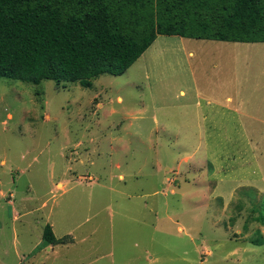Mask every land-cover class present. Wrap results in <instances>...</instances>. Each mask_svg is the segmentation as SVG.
<instances>
[{
    "label": "rangeland",
    "instance_id": "1",
    "mask_svg": "<svg viewBox=\"0 0 264 264\" xmlns=\"http://www.w3.org/2000/svg\"><path fill=\"white\" fill-rule=\"evenodd\" d=\"M57 87L0 78V264H264V42Z\"/></svg>",
    "mask_w": 264,
    "mask_h": 264
},
{
    "label": "trees",
    "instance_id": "2",
    "mask_svg": "<svg viewBox=\"0 0 264 264\" xmlns=\"http://www.w3.org/2000/svg\"><path fill=\"white\" fill-rule=\"evenodd\" d=\"M160 34L264 42V0H0V78L91 87ZM65 242L45 226L44 246Z\"/></svg>",
    "mask_w": 264,
    "mask_h": 264
},
{
    "label": "crops",
    "instance_id": "3",
    "mask_svg": "<svg viewBox=\"0 0 264 264\" xmlns=\"http://www.w3.org/2000/svg\"><path fill=\"white\" fill-rule=\"evenodd\" d=\"M57 238H58V237H57ZM56 247H57V245H56ZM48 250H50V251H54V250H55V247L52 246V245H49V246H48Z\"/></svg>",
    "mask_w": 264,
    "mask_h": 264
}]
</instances>
